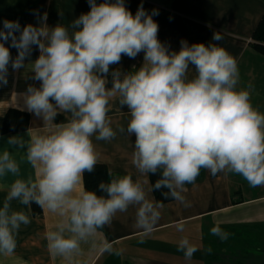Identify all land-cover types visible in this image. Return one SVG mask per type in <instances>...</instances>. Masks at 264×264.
I'll use <instances>...</instances> for the list:
<instances>
[{"label":"clouds","instance_id":"clouds-1","mask_svg":"<svg viewBox=\"0 0 264 264\" xmlns=\"http://www.w3.org/2000/svg\"><path fill=\"white\" fill-rule=\"evenodd\" d=\"M90 11L81 14L71 31L57 24L49 28L41 17L39 27L21 30L18 21H3L0 41L11 39L18 50L14 60L0 42V83L7 84L8 65L24 66L33 45L40 55L31 63L33 79L23 94L29 112L43 118L47 134H34L26 144L20 137L9 145L26 147V159L35 169V179L17 178L8 186L0 207V255L11 256L22 225L31 220L24 211L13 210L12 201L38 204L59 219L55 230L46 232L47 248L53 256L71 260L81 253L96 232L110 225L117 213L136 207L135 226L151 232L160 219L159 202L149 200L139 181L131 175L113 176L101 182L104 195L84 187V173L98 163L93 138L110 142L117 132L135 135L132 163L141 175L157 174L155 190L188 207L182 195L202 169L212 175L230 172L243 177L251 187L264 186V113L255 108L248 90L238 88L236 59L217 43L188 44L169 51L158 39L159 26L143 5L133 15L124 0H88ZM19 32L17 38L15 35ZM222 37L214 33L213 40ZM144 53L139 69L107 75L110 65L122 55L135 58ZM194 65V75H189ZM192 70V69H191ZM128 108L127 126L113 129L108 116L113 99ZM60 113L70 114L66 123H53ZM20 167L11 152L0 153V178L19 177ZM0 187H4L0 185ZM183 231V224L177 225ZM211 234L221 240L228 233L219 224ZM143 242V241H141ZM110 249L109 244H105ZM178 250L191 260L197 248L187 237Z\"/></svg>","mask_w":264,"mask_h":264},{"label":"crops","instance_id":"crops-1","mask_svg":"<svg viewBox=\"0 0 264 264\" xmlns=\"http://www.w3.org/2000/svg\"><path fill=\"white\" fill-rule=\"evenodd\" d=\"M104 0H96L103 3ZM111 2V0H110ZM127 9L135 15L143 8L151 14L158 11L153 19L158 23V39L169 51H179L181 40L193 43H217L232 55L239 69L238 88L251 94L255 108L264 113V42L253 39V32L264 15V0H124ZM90 11L88 0H0V29L3 21H18L21 30L26 25L39 27L41 17L46 13L44 23L53 28L57 24L68 27L81 14ZM218 33L222 39L214 41ZM17 38L20 33L16 32ZM4 42L14 60L18 50L11 46V39ZM40 55L38 46L33 45L24 66L13 69L8 65L7 84L0 83V153L9 150L20 167L19 177L8 174L0 178V207L7 195L8 186L15 179H35V169L26 159V147L9 145L10 137H20L24 144L34 134H47L42 117L29 112L23 94L29 85L39 88L40 81L33 79L30 70ZM144 53L134 59L122 55L118 64L110 65L107 75L111 88V73L119 70L128 73L139 69L144 62ZM189 75H194V65ZM108 116L113 129L127 126L129 116L127 106H120L113 99ZM17 109L29 114L26 130L2 133L6 112ZM70 114L60 113L53 123H66ZM135 135L128 138L117 132L110 142H93L98 153V163L106 166L113 176L131 175L139 181L149 200L157 202L148 175H141L132 163ZM182 195L188 207L177 200L161 203V216L151 232H144L135 226L136 207L130 206L126 212L117 213L110 225L99 229L88 243L81 245V253L71 260L53 256L48 248L45 235L55 230L58 217L43 210L34 215L29 206L12 201L13 210L24 211L31 222L22 225L17 235V247L11 256L0 255V264H256L264 260V246L254 250L251 244L256 240L254 229L264 228V186L251 187L238 174L220 172L212 175L202 169L191 184L185 185ZM183 224V231L177 230ZM219 224L227 232L228 239L221 240L211 234V228ZM260 236V237H259ZM187 237L197 248L192 259L186 260L178 250V242ZM264 237L259 231L256 239ZM261 242L264 239L261 238ZM143 241V242H141ZM110 245V249L104 247ZM249 252V253H248ZM264 264V262H262ZM260 264V263H259Z\"/></svg>","mask_w":264,"mask_h":264},{"label":"trees","instance_id":"trees-1","mask_svg":"<svg viewBox=\"0 0 264 264\" xmlns=\"http://www.w3.org/2000/svg\"><path fill=\"white\" fill-rule=\"evenodd\" d=\"M253 39L264 42V15L260 19L259 23L256 26L255 31L253 32ZM29 123V114L20 111L17 109H9L4 117L2 124V133H15L26 130ZM159 173L157 174H148L149 180L151 182V186L153 189V193L155 199L159 203H166L171 201V198H165L162 195V192H167V189L155 190L154 184L159 179ZM111 179L108 175V171L105 165L96 164L94 170L92 172H85L83 176L84 187L86 190L95 191L97 195H104V193L99 189V184L101 182H108ZM31 211L34 215H41L42 209L41 207L32 202L30 205ZM249 253V252H248Z\"/></svg>","mask_w":264,"mask_h":264},{"label":"rangeland","instance_id":"rangeland-1","mask_svg":"<svg viewBox=\"0 0 264 264\" xmlns=\"http://www.w3.org/2000/svg\"><path fill=\"white\" fill-rule=\"evenodd\" d=\"M259 231H264V228H260V229H257V228H255L254 229V236H255V239L254 240H256L254 243H252L251 244V247L254 249V250H258L259 248H261V247H263L264 246V242H261L262 240H261V238L262 239H264V237H261L260 239H256V235H258V232ZM260 237V236H259ZM262 262H264V260H261V262H260V260H259V263L260 264H263ZM258 263V264H259ZM254 264H256L255 262H254Z\"/></svg>","mask_w":264,"mask_h":264}]
</instances>
